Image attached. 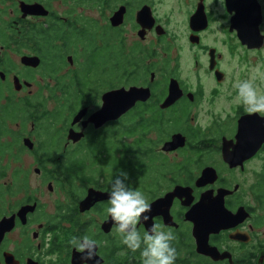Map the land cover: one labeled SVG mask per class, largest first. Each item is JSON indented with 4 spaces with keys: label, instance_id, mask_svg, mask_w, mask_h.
<instances>
[{
    "label": "flooded vegetation",
    "instance_id": "obj_1",
    "mask_svg": "<svg viewBox=\"0 0 264 264\" xmlns=\"http://www.w3.org/2000/svg\"><path fill=\"white\" fill-rule=\"evenodd\" d=\"M258 20L262 44L257 32L246 40ZM263 49L264 0H0V264H80L74 235L97 241L89 264L141 262L106 213L121 169L156 203L138 228L175 234V264H264V177L256 182L254 168L264 164V113L245 111L233 86L251 79L264 90L249 72ZM93 52L106 71L94 76L93 64L84 94L70 96ZM120 89L135 101L97 127L103 97ZM240 141L243 160L225 159ZM4 159L20 166L9 171ZM206 200L210 212L225 208L208 255L194 235Z\"/></svg>",
    "mask_w": 264,
    "mask_h": 264
},
{
    "label": "clouds",
    "instance_id": "obj_2",
    "mask_svg": "<svg viewBox=\"0 0 264 264\" xmlns=\"http://www.w3.org/2000/svg\"><path fill=\"white\" fill-rule=\"evenodd\" d=\"M222 2V0H220ZM244 110L264 113V90L253 80L244 79L233 85ZM151 204L145 194L134 187L125 170H117L110 179L106 213L126 249L139 252L141 264H175L178 256L175 234L159 223L143 230L138 228L149 220ZM80 255V264H89L96 255L97 241L89 235H74L70 241Z\"/></svg>",
    "mask_w": 264,
    "mask_h": 264
},
{
    "label": "water",
    "instance_id": "obj_3",
    "mask_svg": "<svg viewBox=\"0 0 264 264\" xmlns=\"http://www.w3.org/2000/svg\"><path fill=\"white\" fill-rule=\"evenodd\" d=\"M112 25H114V16L111 18ZM259 20L256 21V31L254 30L252 37H247L246 40L249 41H256V32L259 35L258 30ZM260 36V35H259ZM261 37V44L263 43V36ZM132 94V90L127 91L125 89L114 90L105 94L103 99L105 100V104L103 108L93 115L91 121L95 123L97 127L102 126L108 120H115L122 116L133 104L135 99L131 98L129 95ZM137 96V95H136ZM132 103H131V102ZM264 120V118H263ZM243 119L239 121V128H238V138L246 135L245 128L243 127ZM259 127L264 128V123H260ZM264 137V134H263ZM258 141V140H257ZM257 141L253 142L252 144H258ZM241 141L236 147L237 150L234 151L233 154L227 153L225 154V159L233 160L234 158L241 159V151H242ZM248 151H252V148H249ZM207 201H203L195 208V212L198 215L197 223L194 228V235L197 240L198 251L203 254H210V250L212 253H215L208 244V235L212 232H218L224 228L223 222H225V217L223 214L225 213V208L223 203H217L210 212L207 208ZM156 208V203L151 204V209ZM210 214H214V217H210ZM149 215V213H148ZM152 214L149 215L151 218ZM147 224V222L145 223ZM210 249V250H209Z\"/></svg>",
    "mask_w": 264,
    "mask_h": 264
},
{
    "label": "rangeland",
    "instance_id": "obj_4",
    "mask_svg": "<svg viewBox=\"0 0 264 264\" xmlns=\"http://www.w3.org/2000/svg\"><path fill=\"white\" fill-rule=\"evenodd\" d=\"M259 60H262L263 61V64H258V66L255 69L252 66H250V69H249V72L251 74L250 77H255V74H257V76L264 77V49L262 51V55L258 56L257 59L254 62L259 63ZM231 62H232V64H231V73H233V67H234L233 62L234 61L232 60ZM111 63H112V60L109 59V58H107V64L108 65H111ZM183 68L186 69V70H190V71L192 70L190 64H183ZM97 71H99V70H97ZM97 71H95L94 76L99 74V73H97ZM109 81H110V79H108L107 82H109ZM117 83L118 82L114 79V84H117ZM40 94H41L40 95L41 99L44 102L47 103V108H52V105L53 104H51V101L50 100H47V97H49V95L51 94L50 89L45 88V89H43L41 91ZM7 157H9V156L7 155ZM21 158H23L24 160H26V163L28 165L31 162V158L32 157L30 155H28V154L23 153L21 155ZM12 161L9 160V159H4V162H3L4 165H8L9 171H15L20 166V164H19L18 161H15V160H12ZM254 168L257 169V171L261 173V176L260 177L257 176L256 182L259 180V178L262 181V177H264V164H263V162L262 163H259ZM248 175H250V173H248ZM6 179L9 180L10 179V176H7ZM253 179L255 180L254 177H253ZM253 181H250V182L252 183ZM248 184H250V183H248ZM138 254H139V252H138ZM117 259H118L117 261H121L120 258H117ZM193 264H202V263L199 261V262H194Z\"/></svg>",
    "mask_w": 264,
    "mask_h": 264
},
{
    "label": "trees",
    "instance_id": "obj_5",
    "mask_svg": "<svg viewBox=\"0 0 264 264\" xmlns=\"http://www.w3.org/2000/svg\"><path fill=\"white\" fill-rule=\"evenodd\" d=\"M98 51L100 52L101 57L103 58L102 60H103L104 65H106L105 64V62H106L105 60L107 58L106 53L103 51V49L102 50H98ZM95 55H97L96 52H93V55H91V57H92V59H91L92 64L88 66L87 72L84 73L82 76L75 77V80H78L77 83H76V90L74 91L75 93H71L70 96L79 98L80 95L84 94V89L86 88L85 86H87V81L86 80L89 79V74H90L89 70L91 69V67H92L93 64H96L97 63V65H94V68L95 69H94V71L91 72L92 74H94L95 71H97V70H99V71H97V73H99V74L101 72L104 73V71H106L105 68H104V66H101L99 64V61L98 60L95 61V59H94L95 58ZM82 87H83V90L80 92V90H81ZM78 89H79V91L76 92ZM67 90L68 91L71 90V87H68ZM68 91H65V93H67ZM55 114H57V115H55L56 118H59L61 116L60 113H55ZM108 145H109L108 143H103L101 146L104 147V146H108ZM109 159L112 160V158H109ZM115 163H118V160L114 159V164ZM258 188H259L258 190L260 191V194H262V197H264V183L261 186H259ZM118 238L120 240V237H118ZM120 243H121V241H120ZM114 264H120V263L116 260V261H114ZM133 264H141V262H134Z\"/></svg>",
    "mask_w": 264,
    "mask_h": 264
}]
</instances>
